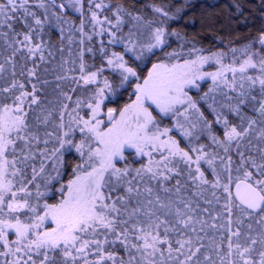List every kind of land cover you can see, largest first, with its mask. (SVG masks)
Wrapping results in <instances>:
<instances>
[{"label":"snow or ice","instance_id":"1","mask_svg":"<svg viewBox=\"0 0 264 264\" xmlns=\"http://www.w3.org/2000/svg\"><path fill=\"white\" fill-rule=\"evenodd\" d=\"M138 5L0 0V264H264V0Z\"/></svg>","mask_w":264,"mask_h":264},{"label":"trees","instance_id":"2","mask_svg":"<svg viewBox=\"0 0 264 264\" xmlns=\"http://www.w3.org/2000/svg\"><path fill=\"white\" fill-rule=\"evenodd\" d=\"M145 2L146 0H140V5ZM191 2L194 7L189 10L185 16V20L194 19L195 25L189 24L185 30L188 32L189 37H196L206 48L223 47L229 41H242L249 33L254 35L261 26L260 0H245L244 11L245 15L248 16L247 24L241 23L243 17L232 20L228 19L229 14L232 12V9L229 7L232 0H191ZM209 4H215L216 7L208 8ZM211 16L218 18L219 23L216 24L215 28L201 27V18ZM174 26L183 28L184 22L182 21L179 25ZM221 40L223 41L222 43ZM127 99L128 95L125 93L119 98L118 104H122Z\"/></svg>","mask_w":264,"mask_h":264}]
</instances>
